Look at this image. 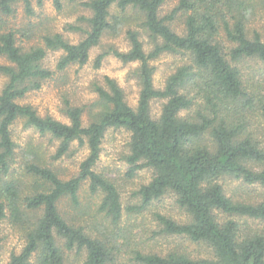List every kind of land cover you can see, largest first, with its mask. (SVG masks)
Wrapping results in <instances>:
<instances>
[{
    "label": "trees",
    "instance_id": "trees-1",
    "mask_svg": "<svg viewBox=\"0 0 264 264\" xmlns=\"http://www.w3.org/2000/svg\"><path fill=\"white\" fill-rule=\"evenodd\" d=\"M32 1L0 0V16L12 15L20 2L32 14ZM164 2L88 0L82 6L92 12L85 18L90 29L78 43L50 32L39 43L28 45L18 43L15 30L0 32V59L5 60L0 63V75L7 78L0 92V227L10 219L22 228L25 238L23 249L13 253L7 264H65L63 247L84 252V264H117L123 252L118 240L91 234L69 222L58 206L64 197L78 205L80 187L89 181L90 192L103 196L99 213L119 224L123 216L119 189L114 180L95 171L103 139L111 128L130 134L124 157L128 176L142 169L153 172L151 181L136 193L140 205L130 209L142 212L153 201L173 194L188 219L180 222L157 214L160 234L186 238L210 251L208 257H192L181 250L161 254L136 248L130 250L132 264H264V202L247 191L254 185L264 187V139L259 137L260 129L264 134V90L240 68L247 60L264 63V33L254 31L250 36L241 0H181L169 15L161 17ZM54 3L61 10L60 0ZM114 7L118 15L113 14ZM180 13L186 16L181 33L170 25ZM130 20H140L150 50L145 48L141 31L127 27L130 49L121 52L110 46L96 57L94 66L100 68L111 54L125 64L138 62L137 106L128 103L123 88L110 77H105L104 85L94 84L97 99L89 106L88 125L83 121L88 106L64 102L63 111L69 118L64 123L19 102L54 76L44 65L50 52H62L57 71L73 64L84 66L104 35L117 34L119 26ZM71 30L83 31L81 27ZM29 37L30 32L21 35L22 40ZM164 54H185L191 63L178 68L163 88H157L151 63ZM154 101L163 102L157 117L152 114ZM195 105V115H180ZM20 118L27 127L60 142L54 160L69 156L74 141L86 145L89 154L77 175L64 180L33 153V158H25V171L35 178V186L26 194L23 181L10 178L16 156L11 127ZM230 180L239 182L237 190L229 191Z\"/></svg>",
    "mask_w": 264,
    "mask_h": 264
},
{
    "label": "rangeland",
    "instance_id": "rangeland-1",
    "mask_svg": "<svg viewBox=\"0 0 264 264\" xmlns=\"http://www.w3.org/2000/svg\"><path fill=\"white\" fill-rule=\"evenodd\" d=\"M88 0H60L61 10L55 6L54 0H43L39 4L37 0L32 1L33 13L29 14L25 4L20 2L14 7V13L9 16H0V32L11 29L18 32L19 40L28 45L39 43L41 36L45 33H62L72 43H78L89 31V19L92 12L83 7L82 3ZM181 0H165L161 7V17L167 16L176 8ZM241 5L246 11L248 32L250 36L254 31L264 33V8L262 0H241ZM113 14L119 11L113 8ZM134 18V15H130ZM113 19H111V22ZM186 16L178 14L170 22V25L179 33L183 32ZM140 20H130L129 23L121 24L117 34L107 33L104 35L101 45L94 48L90 53L88 64L81 66L73 64L65 71H57L56 64L62 52H50L44 60V65L54 71L52 79L47 81L39 91L29 93L19 102L31 105L41 116H51L58 121L69 123V118L63 111L64 102L69 101L75 106H88L83 115L85 125L90 122V107L97 99L94 84L104 85L105 77L115 79L123 88L128 103L135 107L139 97V81L137 70L138 62L125 64L114 55H108L102 62L100 68H95L96 57L114 46L121 52L130 49L126 37L127 27L138 28L141 31L145 48L150 50L146 43L147 37L141 28ZM72 27H81L83 31L71 30ZM30 32L29 38H21L23 32ZM224 40V38H223ZM225 42V41H224ZM227 45L229 43L226 42ZM0 63H5L0 59ZM191 63L190 57L185 54H164L157 60L152 61L155 67L154 84L157 88H163L170 75L183 65ZM244 75L251 79L252 83L259 84L264 90V63L255 59L247 60L240 64ZM253 78V80H252ZM7 82V78L0 75V92ZM162 101L152 103V114L159 116L162 110ZM198 106L181 112L182 117L195 115ZM259 124V123H258ZM257 124V126H258ZM255 127V126H253ZM256 130V129H255ZM12 138L15 142L16 156L15 164L10 178L20 179L25 184V193H31L34 189L35 178L26 174L25 158H33L36 153L44 166L55 169L64 180H69L79 171L80 163L89 154L88 147L74 141L71 152L59 160L52 157L56 153L59 141L50 134H41L32 127L25 125L24 119H18L11 127ZM261 139H264L262 129L259 131ZM130 134L125 129H108L101 146L100 159L95 171L105 174L116 183L123 206V216L118 225L111 222L104 214L99 213L102 194H92L89 181L83 182L79 190V204L74 205L69 197L60 200L58 206L62 215L71 223L83 226L91 234H103L112 240H118L123 247V252L117 259V264H132L130 261L131 249H146V251L165 254L169 251L181 250L189 253L192 257H208L210 251L207 247L198 245L183 237L161 235L156 220L157 214L171 217L177 221H186L188 218L179 209L175 196L167 193L163 198L153 201L152 204L142 212L132 211V206L140 205V198L136 195L141 186L151 181L153 172L142 169L134 177L128 176L129 165L124 160L129 151L128 143ZM33 151L31 155L28 152ZM229 191L237 190L239 182L228 181ZM249 195L256 201L264 202V187L254 185L247 187ZM264 228V224L261 225ZM118 238V239H117ZM25 244L22 228L14 225L10 219L5 220L0 227V264H7L13 253H19ZM62 244V243H61ZM60 244V245H61ZM63 247V245H61ZM65 264H84L85 253L76 249L68 251L64 249Z\"/></svg>",
    "mask_w": 264,
    "mask_h": 264
}]
</instances>
